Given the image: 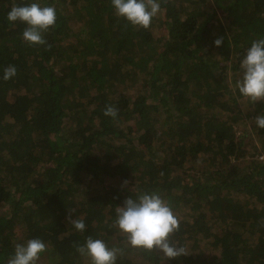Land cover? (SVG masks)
I'll list each match as a JSON object with an SVG mask.
<instances>
[{
	"label": "trees",
	"instance_id": "obj_1",
	"mask_svg": "<svg viewBox=\"0 0 264 264\" xmlns=\"http://www.w3.org/2000/svg\"><path fill=\"white\" fill-rule=\"evenodd\" d=\"M159 2L144 29L111 0H0V264L31 238L46 264H91L87 237L119 248L116 264H264V101L236 88L264 0ZM31 3L56 9L45 45L6 19ZM144 193L170 206L187 255L134 248L114 226Z\"/></svg>",
	"mask_w": 264,
	"mask_h": 264
},
{
	"label": "clouds",
	"instance_id": "obj_2",
	"mask_svg": "<svg viewBox=\"0 0 264 264\" xmlns=\"http://www.w3.org/2000/svg\"><path fill=\"white\" fill-rule=\"evenodd\" d=\"M111 5L118 18L122 17L131 25L144 29L150 27L152 19L161 10L159 0H111ZM6 19L26 24L22 36L27 43L45 45L47 41L42 34L55 25L56 9L53 6L41 7L38 3L13 6ZM222 39H215L214 44L220 46ZM240 68L242 76L236 82V88L241 95L253 103L264 101V39L251 43L240 60ZM15 75V66L9 65L4 69L3 79L9 80ZM117 114L118 109L112 105L104 110L106 116L115 118ZM255 123L257 127L264 128V116L255 117ZM116 214L114 226L125 235L132 247L148 251L159 250L166 259L188 254L183 246L171 239L179 231L180 221L160 195L144 193L135 200L128 197L123 206L116 208ZM71 223L77 231L85 230L83 219H71ZM46 250L41 239H28L15 245L14 254L7 260V264H37L40 254ZM77 251L89 257L91 264H116L117 255L121 252L119 248H109L103 240L92 237H87L83 245H77Z\"/></svg>",
	"mask_w": 264,
	"mask_h": 264
},
{
	"label": "rangeland",
	"instance_id": "obj_3",
	"mask_svg": "<svg viewBox=\"0 0 264 264\" xmlns=\"http://www.w3.org/2000/svg\"><path fill=\"white\" fill-rule=\"evenodd\" d=\"M241 100V99H240ZM239 114H241L240 115V117H242V115L244 116V114H245V112L243 111V110H241V112L239 113ZM224 116V115H223ZM247 121H248V124L250 125V118L249 117H247ZM236 126H237V124H236ZM246 154H248V153H246ZM109 155V154H108ZM259 155H262L261 157L259 156ZM257 156H258V158L259 159H264V153L263 152H260L259 154H257ZM208 160H210V159H208V158H206V157H204V162H206V161H208ZM188 244H187V246H186V248H188ZM202 248H203V245L201 246ZM207 249V248H206ZM208 251H210V250H208ZM37 264H46V262H45V260H44V258L42 257V256H40V259L37 261Z\"/></svg>",
	"mask_w": 264,
	"mask_h": 264
},
{
	"label": "built area",
	"instance_id": "obj_4",
	"mask_svg": "<svg viewBox=\"0 0 264 264\" xmlns=\"http://www.w3.org/2000/svg\"><path fill=\"white\" fill-rule=\"evenodd\" d=\"M260 157L262 156V155H259ZM262 159V158H261ZM263 187H264V182H263Z\"/></svg>",
	"mask_w": 264,
	"mask_h": 264
}]
</instances>
